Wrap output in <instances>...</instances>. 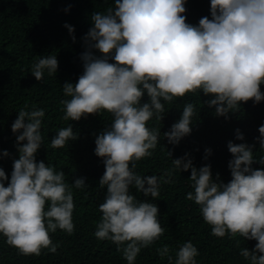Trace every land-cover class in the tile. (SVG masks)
I'll use <instances>...</instances> for the list:
<instances>
[{"label": "clouds", "instance_id": "clouds-1", "mask_svg": "<svg viewBox=\"0 0 264 264\" xmlns=\"http://www.w3.org/2000/svg\"><path fill=\"white\" fill-rule=\"evenodd\" d=\"M185 3L115 0L114 10L94 13V26L85 37L87 50L81 56L83 74L74 85H63L64 95L70 97L62 101L64 120L79 121L102 111L114 118L111 127L95 140V154L105 165L99 183L107 190L99 206L102 219L95 236L111 240L118 251L126 245L122 251L128 264H134L141 249L165 231L158 207L129 194L130 186H135L145 197L159 196L163 178L141 177L132 168L133 161L150 157L158 144L160 130L149 129L147 122L154 115L162 120L161 101L171 102L201 90L213 97L209 107H215V114L227 118L241 103L264 100L260 91L264 85V0H210L211 19L201 18L199 26L186 23ZM65 26L70 33L74 31ZM93 50L101 56H94ZM110 58L115 62H109ZM57 69L56 55H48L33 65L32 75L41 81L45 70L52 75ZM145 93L149 101L141 104ZM194 114V105L186 104L179 121L164 133L169 143L178 144L191 133ZM44 116L43 109L19 111L12 124V132L20 133L19 158L13 163L7 187L8 177L0 168V235L24 255H39L43 249L55 253L58 245L50 233L74 230L73 194L64 172L35 159L43 143ZM259 133L258 142L264 148V126ZM236 138L244 139L239 132ZM76 139L70 124L58 130L51 147L63 148ZM228 150L234 159L229 162L232 179L227 184L213 181L210 166L197 170L190 160L172 162L181 171L191 170L194 194L189 192L186 198L200 206L212 235L257 241L252 251L243 248L240 255L251 264H264V170L251 167L252 146L229 142ZM72 186L82 189L87 185L79 178ZM157 251L164 257L170 250L164 246ZM198 254L187 242L176 252L174 262L168 256L169 264H196Z\"/></svg>", "mask_w": 264, "mask_h": 264}, {"label": "trees", "instance_id": "trees-1", "mask_svg": "<svg viewBox=\"0 0 264 264\" xmlns=\"http://www.w3.org/2000/svg\"><path fill=\"white\" fill-rule=\"evenodd\" d=\"M210 7V0H186V23L199 26L201 18L211 19ZM114 8L115 0H0V168L8 177L5 187L10 182L13 163L19 158L17 136L20 133L12 132V124L22 109L29 112L43 109L45 116L40 130L43 143L35 159L37 163L43 161L54 167L57 172H64L74 202L73 232L69 234L57 229L50 233L53 244L58 245L55 253L43 249L39 255H24L0 235V264H128L122 251L126 245H120L118 251L117 244L111 240L95 236L97 224L102 219L99 206L107 191L106 186L99 183L105 165L95 154V140L111 127L114 118L102 111L79 121L64 120L62 104L70 99L64 95L63 85H74L83 74L81 56L87 50L85 37L94 26L92 15L96 12L106 14ZM65 25L74 31L70 33ZM48 55H56L58 69L52 75L45 70L43 79L37 81L32 75V67L40 57ZM93 55L101 56L95 50ZM109 62L115 61L110 58ZM260 91L264 93V85ZM212 98L197 90L171 102L162 100V120L154 115L147 122L149 129L160 130L159 141L150 157L133 161L135 167L132 170L141 177L163 178L159 196L155 199L145 197L135 186H130L129 194L137 201L158 207V219L165 231L159 239L141 249L134 264H169L168 256L174 262L176 252L187 242L198 250L196 264H251L240 252L243 248L252 251L257 241L245 240L239 235L234 238L230 234L224 237L212 235L200 206L186 198L189 192L194 194L191 170L181 171L172 162L175 159H183L185 163L190 160L197 170L210 166L213 181L227 184L232 179L229 162L234 157L228 150V144L232 142L252 146L254 163L251 167L264 170V163H261L264 148L258 142L259 127L264 126V100L241 103L225 118L215 114V107H209ZM148 101L145 93L141 104ZM189 103L195 107L191 133L178 144H171L164 133L179 121L184 106ZM70 124L77 139L69 141L63 148H52L51 139L58 130ZM238 132L243 135V140L236 138ZM206 149H210L211 154H207ZM4 152L8 156H4ZM79 178L84 179L86 187L76 189L72 186ZM164 246L170 251L168 256L161 257L157 250Z\"/></svg>", "mask_w": 264, "mask_h": 264}, {"label": "water", "instance_id": "water-1", "mask_svg": "<svg viewBox=\"0 0 264 264\" xmlns=\"http://www.w3.org/2000/svg\"><path fill=\"white\" fill-rule=\"evenodd\" d=\"M261 170V169H260Z\"/></svg>", "mask_w": 264, "mask_h": 264}]
</instances>
